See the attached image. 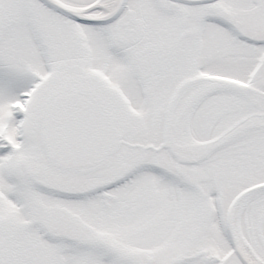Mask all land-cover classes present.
<instances>
[{
    "label": "snow or ice",
    "instance_id": "1",
    "mask_svg": "<svg viewBox=\"0 0 264 264\" xmlns=\"http://www.w3.org/2000/svg\"><path fill=\"white\" fill-rule=\"evenodd\" d=\"M0 264H264V0H0Z\"/></svg>",
    "mask_w": 264,
    "mask_h": 264
}]
</instances>
